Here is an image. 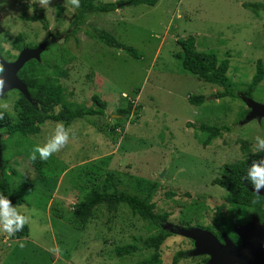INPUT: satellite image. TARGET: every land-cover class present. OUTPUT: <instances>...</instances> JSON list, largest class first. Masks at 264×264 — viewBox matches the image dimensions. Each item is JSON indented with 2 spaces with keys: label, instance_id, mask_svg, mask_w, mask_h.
I'll return each instance as SVG.
<instances>
[{
  "label": "rangeland",
  "instance_id": "374dc122",
  "mask_svg": "<svg viewBox=\"0 0 264 264\" xmlns=\"http://www.w3.org/2000/svg\"><path fill=\"white\" fill-rule=\"evenodd\" d=\"M254 2L264 4V0H158L153 6L119 3L112 11L88 13L86 24L74 33L76 6L71 0H49L43 6L38 0H0V46L5 59L9 53H19L13 47L19 33L27 35L31 48L46 37L56 38L45 56L51 51L72 58L63 65L68 77L60 78L67 99L91 105L92 96L98 95L108 104L106 115L77 118L66 126L68 142L47 160H40L38 154L35 160L30 156L34 146L42 144L62 121L47 120L40 132L15 137L2 149L0 166L2 157L8 165L0 173L8 174L13 193L25 198L18 207L29 216L30 231L18 240L0 232V264H140L149 250L124 257L114 251L135 237L142 246L141 238L157 231L139 215L123 205L116 211L99 205L86 224L74 220V204L91 186L85 173L102 158L109 160L96 182L101 183L109 171L120 190L134 192L136 177L160 184L154 195L157 210L171 214L162 227L167 222L199 228L211 224L226 193L212 180L221 175L224 164L245 157L240 139L249 140L255 150V138H264V120L242 124L245 106L237 96L250 82L256 61L264 63V10L255 14L243 6ZM32 4L43 8L48 29L28 19L34 13ZM89 30H106L141 56L92 39ZM189 36L195 37L198 50L229 58L236 97H218L223 88L183 70L177 40ZM15 90L0 96V109L13 117L17 116ZM193 94H202L205 100L192 104L188 97ZM254 98L264 101V80ZM129 103L132 109L127 116L120 110L128 109ZM203 123L228 125L231 130L204 146L199 130ZM41 161L43 171L35 167ZM196 201L203 208L196 207ZM229 211L225 210L229 219L239 216ZM193 247L189 238L169 236L162 245L163 264H170L179 251L187 252L179 264H204L201 256L188 255Z\"/></svg>",
  "mask_w": 264,
  "mask_h": 264
},
{
  "label": "trees",
  "instance_id": "16d2710c",
  "mask_svg": "<svg viewBox=\"0 0 264 264\" xmlns=\"http://www.w3.org/2000/svg\"><path fill=\"white\" fill-rule=\"evenodd\" d=\"M125 2L133 5L147 4L153 6L158 0H119L117 2L103 4L97 3V0H79V7H76V12L72 20V24L75 26L73 29L74 33L86 24V15L88 13L112 11L116 9L117 4ZM32 6L34 13L28 19L40 21L43 27L48 29L49 23L43 8L37 4H32ZM243 6L255 14L264 10V4L259 2L243 3ZM87 33L92 39H96L110 47L122 49L133 57L139 58L141 56L134 47L122 44L112 33L106 30H89ZM28 43L27 35L22 33L17 34L13 39V47L18 52L27 47ZM177 43L182 49V53L178 55V58L181 60L184 71L195 75L200 80L223 88L217 94L218 97H236L234 82L229 75V58L220 59L215 51L198 50L194 36L177 40ZM37 45L34 46L36 47ZM51 45L50 43L44 50L40 61L31 59L19 71V77L27 85L31 99L25 97L20 91L15 90L18 94L15 101L17 116L13 117L7 111L0 109V131L3 133L1 137L3 152L7 149L8 143L13 141V138L40 132L41 126L47 120L62 121L65 126H68L77 118L106 115L107 101L98 95L92 96L93 103L91 105L67 99L66 87L60 78L68 77V70L63 65L70 62L72 58L68 59L65 55L62 56L51 51L45 56V52L52 49ZM3 52L4 49L0 46V54L2 56L4 54ZM17 56L18 54L12 55L9 53L8 57L10 59L8 58L6 60L17 58ZM1 71L2 66L0 65V73ZM263 80L264 63L262 59H258L253 76L242 91L248 96H253ZM188 99L192 104L198 105L205 100V97L202 94H193ZM131 109L132 103H129L128 109H121L120 112H124L129 116ZM245 112L243 113L245 114ZM117 126L118 124L116 123L112 126V130H115ZM199 130L204 135L201 142L204 146H207L214 139L221 136L224 131H230L231 127L228 125L203 123L199 126ZM240 143L245 157L237 162L224 164L221 169V176L212 180L214 185H219L226 190L224 202L216 206V211L210 225H198L210 230L215 235H219L220 231H224L236 240L239 238L234 232V224L249 220L251 214L256 215L260 220L264 217V197L253 193L250 190L251 186L249 182L244 179L251 162L264 157V151L254 150L249 140L240 139ZM2 159L0 170H3L4 165H8V160L4 159V157ZM108 160L109 158H102L98 163L93 164L92 168L87 169L85 176L91 186L85 190L83 198L74 204L72 211L74 220L84 225L99 205H105L108 211H116L120 205H123L134 215H139L149 225L156 228L155 230L157 231L149 234L146 238H141L142 246L138 245L137 242L139 240L136 237L133 238L131 243L115 246V254L118 257H124L133 255L139 249L142 250L144 248L149 250V253L140 260V264H163L162 245L169 236L174 234L161 226V222L168 221L171 214L168 211L159 212L157 210L154 195L160 189V184L157 181L147 178L136 177L134 192L120 190L117 182L114 180V173L109 171H106L107 174L101 183L100 181L96 182L99 179V175L102 174L101 171L104 170V165L108 163ZM44 164L41 161L36 163L35 167L39 171L41 169L43 171L45 169ZM95 172L97 174H94ZM0 193L8 195L14 205L19 206L25 203V198L13 193L9 176L4 171L0 173ZM171 194L173 195L174 192ZM193 203L196 204V207L198 205L203 208L204 204L202 202L196 201ZM226 206L227 208H225ZM226 209L230 210L229 212L237 211L239 216L229 219L226 216ZM195 218L199 221L197 217L190 215L191 220ZM187 225L190 226L191 223ZM29 231L30 229L27 223L20 232L15 233L10 238L18 240L27 237L29 236ZM191 242L193 241L191 240ZM186 253V251L177 252L173 256L170 264H179L182 257L187 256ZM201 258L204 264H206L209 257L203 255Z\"/></svg>",
  "mask_w": 264,
  "mask_h": 264
},
{
  "label": "water",
  "instance_id": "95a60500",
  "mask_svg": "<svg viewBox=\"0 0 264 264\" xmlns=\"http://www.w3.org/2000/svg\"><path fill=\"white\" fill-rule=\"evenodd\" d=\"M123 4L128 3L125 2ZM55 41H57L56 38L49 40L46 37L36 47H25L13 61L6 60L0 54V65L2 66L0 79L3 81V87L0 88V96H4L9 89H16L24 94L25 97L31 99L27 85L19 77V71L31 59L40 61L44 50L50 42ZM244 100L250 111L243 121L262 120L264 118V103L251 97L244 98ZM1 137L0 134V157L2 154ZM163 175L164 172L160 176ZM250 190L264 197V191L256 192L252 187ZM163 228L173 234L193 240L194 247L188 252V255H207L209 258L206 264H264V218L261 221L256 215H252L251 219L245 224L234 226L235 233L241 238L240 244H235L226 233H222L224 243H221L213 232L199 227H184L167 222Z\"/></svg>",
  "mask_w": 264,
  "mask_h": 264
},
{
  "label": "clouds",
  "instance_id": "9594fccd",
  "mask_svg": "<svg viewBox=\"0 0 264 264\" xmlns=\"http://www.w3.org/2000/svg\"><path fill=\"white\" fill-rule=\"evenodd\" d=\"M48 2L49 0H38L41 6ZM71 3L79 7V0H71ZM2 87L3 81L0 79V88ZM242 122L248 123L249 121ZM68 140L69 128L66 127L63 122H57L47 135L45 141L42 144H36L34 146L30 159L35 160L38 154L40 160H47L54 153L62 149ZM255 141V150L264 151V138L257 136ZM244 179L249 182L254 191H264V157L251 162L250 166L247 168ZM28 221L29 216L17 205H14L10 201L8 195L0 193V232L6 233L11 237L15 233L20 232Z\"/></svg>",
  "mask_w": 264,
  "mask_h": 264
},
{
  "label": "flooded vegetation",
  "instance_id": "af4514ba",
  "mask_svg": "<svg viewBox=\"0 0 264 264\" xmlns=\"http://www.w3.org/2000/svg\"><path fill=\"white\" fill-rule=\"evenodd\" d=\"M239 96V99L244 103V106H245V109L243 110V112H245V114H244V116H243V118H242V120L241 121H243L244 120V118H245V116L248 114V112L250 111V108L247 106V104H246V102H245V100H244V98H248V97H251V98H253V99H255L254 98V94H253V96H248V95H246V94H244V92L243 91H241L240 92V94L238 95ZM256 101H259V100H257V99H255ZM259 102H262V103H264V101H259ZM262 120H264V118L262 119ZM241 121H240V123H241ZM252 121H256V122H259V120L258 119H253ZM249 122H251V121H249ZM261 122V121H260ZM244 124H247V123H243V125ZM221 176V175H220ZM219 176V177H220ZM218 178V177H217ZM219 186V185H218ZM226 195V193L225 194H223V197ZM225 208H227V206L225 207ZM224 208V209H225ZM252 215H254V214H251V217H252ZM251 217H250V219H251ZM264 218V217H263ZM263 218L261 219V221H263ZM249 219V220H250ZM249 220H246V221H244V222H242V223H236V224H234V226L235 225H237V224H245L246 222H248ZM233 226V227H234ZM219 231H220V229H219ZM235 232V231H234ZM222 233H225L224 231H220V234L219 235H217V237H218V239H219V241L221 242V243H224V239H223V236H222ZM236 234V233H235ZM237 235V234H236ZM238 236V235H237ZM229 237H231L230 235H229ZM238 240H236V239H233L232 237H231V239H232V241L235 243V244H240L241 243V238L238 236Z\"/></svg>",
  "mask_w": 264,
  "mask_h": 264
}]
</instances>
